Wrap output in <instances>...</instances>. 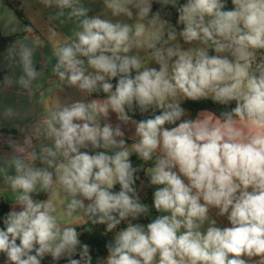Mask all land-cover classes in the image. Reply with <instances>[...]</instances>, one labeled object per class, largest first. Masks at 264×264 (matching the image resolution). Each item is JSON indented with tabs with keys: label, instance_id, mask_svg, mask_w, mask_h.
<instances>
[{
	"label": "clouds",
	"instance_id": "obj_1",
	"mask_svg": "<svg viewBox=\"0 0 264 264\" xmlns=\"http://www.w3.org/2000/svg\"><path fill=\"white\" fill-rule=\"evenodd\" d=\"M36 2L60 43L15 42L0 95L56 100L0 134V264H264V0Z\"/></svg>",
	"mask_w": 264,
	"mask_h": 264
},
{
	"label": "crops",
	"instance_id": "obj_2",
	"mask_svg": "<svg viewBox=\"0 0 264 264\" xmlns=\"http://www.w3.org/2000/svg\"><path fill=\"white\" fill-rule=\"evenodd\" d=\"M19 3V9L22 12L23 18L26 20V23L16 14V12L7 5L4 0H0V31L3 35H15L22 34L15 42H24L25 38L29 42L35 41L37 43H42V47L37 53V69L39 70L40 66L45 62L47 58H50V50L53 44L60 43V40L53 36V30L58 28L57 22L50 20L47 17V11L49 9L42 8L36 0H12ZM17 24L21 27L23 25H31L34 31L32 33H26L23 31H15L12 29ZM60 31L67 32V28L59 29ZM14 42V44H15ZM8 54V50L0 52V69L5 72V74H10L12 72V67L9 66L8 62L5 60V57ZM50 69V65H49ZM17 76L19 71L17 70ZM38 91L36 93L35 99L30 103L27 96L17 97L15 95L16 89H9L3 95H0V102L5 105H12L19 109L21 113L25 109H31L30 115L27 119H18L13 121H0V133L2 130H16L13 126L14 124H25L33 120L36 114L40 111L41 108H46L50 106L55 100L56 97L48 91L49 88H54L55 84L49 79L43 82V88L41 89L38 85ZM60 98L63 99L64 93L59 94ZM17 137L19 133L17 132Z\"/></svg>",
	"mask_w": 264,
	"mask_h": 264
},
{
	"label": "trees",
	"instance_id": "obj_3",
	"mask_svg": "<svg viewBox=\"0 0 264 264\" xmlns=\"http://www.w3.org/2000/svg\"><path fill=\"white\" fill-rule=\"evenodd\" d=\"M4 2L9 5L16 14L26 23V20L22 16V12L19 9V3L12 0H4ZM174 18V17H173ZM22 34H15V35H3L0 31V52L8 50L11 46L14 45L15 40L19 38ZM5 75V72L0 69V78ZM185 107L190 111L191 115L194 117L196 113L200 110H211V111H218L219 106L213 105L210 101H201V102H186ZM2 133L16 135L17 131L11 130H2ZM145 200L149 204L151 203V189H146L145 191ZM8 205L4 203H0V215L7 212ZM102 231V226H98L94 234H87L85 233L82 236V240L88 242L92 245L94 250L93 255H106V251L104 248L105 238L100 236V232Z\"/></svg>",
	"mask_w": 264,
	"mask_h": 264
},
{
	"label": "rangeland",
	"instance_id": "obj_4",
	"mask_svg": "<svg viewBox=\"0 0 264 264\" xmlns=\"http://www.w3.org/2000/svg\"><path fill=\"white\" fill-rule=\"evenodd\" d=\"M49 12L50 11H47V17L49 18ZM0 134H2L4 137H7V136H9L10 134H6V133H0ZM11 136H13V137H17V135H11Z\"/></svg>",
	"mask_w": 264,
	"mask_h": 264
}]
</instances>
